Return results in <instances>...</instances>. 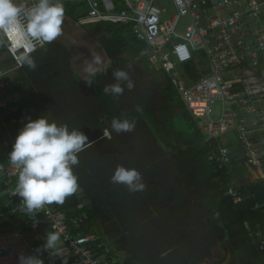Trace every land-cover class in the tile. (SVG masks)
I'll use <instances>...</instances> for the list:
<instances>
[{
  "label": "trees",
  "instance_id": "16d2710c",
  "mask_svg": "<svg viewBox=\"0 0 264 264\" xmlns=\"http://www.w3.org/2000/svg\"><path fill=\"white\" fill-rule=\"evenodd\" d=\"M90 32L110 36L104 50L114 69L129 71L132 90L118 97L105 94L103 86L114 82L109 72L102 73L106 81L96 79L92 88L84 87L69 53L56 42L33 53L35 70L23 66L15 78L26 100L24 118L44 115L79 129L92 142L74 167L79 190L54 208L67 218H83L80 232L94 233L99 242L103 232L98 221L107 224L130 255L122 264H264V244L260 249V238L250 237L243 227L248 223L264 237V208L254 209L264 203V182L235 188L232 170L218 169L207 160L209 147L169 79L157 73L146 80L143 68L131 61L146 46L127 34L128 26L97 23ZM124 53L127 60L120 57ZM182 69L189 82L199 78L193 61ZM113 118L134 121V130L111 132ZM176 121L191 135L179 132ZM105 129L110 139L103 136ZM176 133L189 139V145L174 141ZM4 165L0 154V167ZM117 165L138 169L145 189L129 192L112 183ZM16 183L17 177L14 188ZM230 187L242 196L238 204L226 195ZM1 213L6 221L0 227L15 232L20 221L0 206Z\"/></svg>",
  "mask_w": 264,
  "mask_h": 264
},
{
  "label": "built area",
  "instance_id": "2783aa9c",
  "mask_svg": "<svg viewBox=\"0 0 264 264\" xmlns=\"http://www.w3.org/2000/svg\"><path fill=\"white\" fill-rule=\"evenodd\" d=\"M75 1L86 8V14L75 21L77 26L120 23L145 44L151 68L169 79L196 121L209 147V162L218 169L232 170L235 148L228 145L232 135L244 162L264 181V0H167L169 14L155 0H118L120 9L115 0ZM7 39L0 34V51L9 60L0 65V154L5 163L0 167V206L20 224L13 233L0 227V264H17L18 254H32L49 231L61 234L60 253L42 252L44 264H122L99 242V236L80 232L83 218H67L53 204L29 214L21 198L13 194L19 169L9 162L8 153L14 134L26 122L25 110L19 107L22 96L14 82L22 66L16 61L14 43L7 47ZM198 55L206 62L205 71L187 83L182 67ZM216 103L219 117L211 120ZM226 195L234 204L242 198L232 187ZM254 208H264V204ZM0 219L4 223L6 216L1 213ZM243 227L250 237L260 238L261 249L264 237L248 223Z\"/></svg>",
  "mask_w": 264,
  "mask_h": 264
},
{
  "label": "clouds",
  "instance_id": "9594fccd",
  "mask_svg": "<svg viewBox=\"0 0 264 264\" xmlns=\"http://www.w3.org/2000/svg\"><path fill=\"white\" fill-rule=\"evenodd\" d=\"M65 10L62 0H33L31 4H21L17 0H0V34L7 39V47L16 48V61L20 66L35 70L37 65L33 53L37 47L51 44L64 34ZM87 74L84 81L92 85L99 74L106 73L111 60H105L96 52H90V59L81 62ZM131 65L128 66L130 69ZM113 83L103 86L102 91L111 96L123 95L125 89L132 90L135 82L125 68L111 71ZM26 123L18 131L9 162L19 169L16 189L23 209L31 214L45 205L63 204L67 197L79 190L78 177L74 167L79 163V154L92 146L88 136L77 128L70 129L67 124L50 121L40 115L36 119L25 117ZM135 122L127 118H113L111 132H132ZM103 136L110 139L109 130ZM110 181L124 185L129 192L143 191L146 187L140 171L134 167L117 165ZM61 234L49 231L42 245L32 254L20 253L17 264H44L41 253L49 250L60 253Z\"/></svg>",
  "mask_w": 264,
  "mask_h": 264
},
{
  "label": "crops",
  "instance_id": "0c3cea01",
  "mask_svg": "<svg viewBox=\"0 0 264 264\" xmlns=\"http://www.w3.org/2000/svg\"><path fill=\"white\" fill-rule=\"evenodd\" d=\"M31 1L33 0H17V2L21 3V4H30ZM63 6H64V10H65V22H64V34L59 37L56 41V43L60 44L70 55L71 57V63H72V69L75 73V76L77 77V79L82 83V85L84 87L87 88H92L95 85V81H93L92 85H87L84 81L87 79V74L83 71V64L81 63L83 59L85 58H89L90 59V52L95 54L96 52H99L103 58L105 60L110 59L109 56L107 55L106 51L104 50V41L105 39L110 38L109 35L107 34H92L90 32V29L97 23H92V24H87L90 25L91 28H89L88 31H85V29L83 28V26H77L75 24V21L73 17L79 18L81 17V14L85 11L86 12V8L84 6H81L79 4L76 3L75 0H62ZM118 4V2L116 3ZM115 4L116 9H120L119 7L117 8V5ZM81 6V7H79ZM118 6H120L118 4ZM73 16V17H71ZM98 23H111V22H98ZM114 25H121V26H126L120 23H111ZM85 26V25H84ZM129 27V26H128ZM130 37L134 38L131 33H127ZM126 36V35H124ZM101 39V40H99ZM135 39V38H134ZM136 40V39H135ZM138 41V40H137ZM140 42V41H139ZM0 45H1V40H0ZM44 48V47H43ZM42 48V49H43ZM41 49V50H42ZM40 50V51H41ZM146 51V47L143 51H141L140 53H143L146 57L147 60V55L145 53ZM140 53L136 54L139 55ZM125 54V53H124ZM122 59L127 60L128 56L125 55H121L120 56ZM135 58V57H134ZM111 60V59H110ZM5 63H9V60L7 59V57L5 56L4 53H2V51H0V65H3ZM195 64V68L197 70V72L200 74L202 71H205L206 68V62L205 60L199 57V55L197 56L196 60L194 61ZM150 65V64H149ZM151 67V66H150ZM152 69V68H151ZM114 70L113 66H112V62H111V67L109 69V73L111 74V71ZM19 72V71H18ZM185 72V71H184ZM99 74L96 79H99L102 81V78H104L103 82L106 81L104 75ZM187 79V83H191L189 82L188 77H186ZM15 83H17L14 80ZM19 89V88H18ZM175 91V90H174ZM20 95L22 96V102L19 103L20 106H22L21 108L25 110V105H26V100L23 97L21 91L19 90ZM176 93V91H175ZM177 94V93H176ZM178 96V95H177ZM179 98V97H178ZM180 99V98H179ZM181 101V100H180ZM182 102V101H181ZM183 104V103H182ZM184 105V104H183ZM19 106V107H20ZM185 107V106H184ZM186 108V107H185ZM187 110V109H186ZM188 112V111H187ZM189 113V112H188ZM190 115V114H189ZM191 116V115H190ZM192 117V116H191ZM193 118V117H192ZM199 129V128H198ZM231 147H234L235 150L234 152H232L231 155V160H233V166L235 170L239 171V175L241 174L242 170L248 169L250 171L251 174V182L246 183L245 185H249V184H254L255 182H264L262 180H259L257 178V174L255 171L252 170V168H250L243 160L242 155H241V151L239 150L238 146H236L235 142H234V138L232 137V135H229V144ZM243 168V169H242ZM242 169V170H241ZM234 170V171H235ZM234 172H232L233 174ZM235 175V174H234ZM241 187V186H240ZM242 200V198H241ZM264 204V203H263ZM259 205V204H256ZM255 209V208H254Z\"/></svg>",
  "mask_w": 264,
  "mask_h": 264
},
{
  "label": "rangeland",
  "instance_id": "374dc122",
  "mask_svg": "<svg viewBox=\"0 0 264 264\" xmlns=\"http://www.w3.org/2000/svg\"><path fill=\"white\" fill-rule=\"evenodd\" d=\"M155 5L160 7V8L166 9V13L167 14L170 13V10L167 9V7L169 6L167 0H155ZM79 7H81V6H79ZM184 23L185 22L183 20H181L180 25L183 26ZM83 28L85 29V31H88L89 28H91V26L90 25H85V26H83ZM99 40H101V39H99ZM131 61L133 63H136L141 68H143V70H144L143 77L146 80L152 79L154 74L156 76L157 73L154 72L153 69H151V67H150V65H149L148 61L146 60V57H145V55L143 53H140L139 55L135 56V58H133ZM173 112H176V111L173 110ZM218 117H219V104L216 103V104H214L212 106V113L210 114V119L211 120H217ZM175 127H176V129L179 132H186L187 135H191L190 130L182 122L176 121ZM173 135H174L173 140L177 141L178 143H180L181 146L186 147V146L189 145V141H188L189 139H187V138H182L181 139V138L178 137L177 133L173 134ZM234 170L235 169H233L232 172H234L233 173V176H234L233 186L235 188H238L240 186H245L246 183L251 182L250 180L252 178H251L250 171L248 169H245V167H244V170H242L240 175H239V171H237V170L234 171ZM98 225H99V229L103 232L102 240H103L104 244L106 245L107 249L109 250L110 254L113 257H117L119 260H121V262L124 261V260L129 259L130 255L125 253L121 249V247L119 246L116 233L108 232L107 231V227H108L107 224H104V223L98 221Z\"/></svg>",
  "mask_w": 264,
  "mask_h": 264
}]
</instances>
